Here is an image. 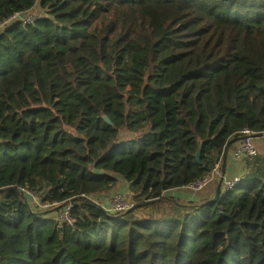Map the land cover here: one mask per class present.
Returning a JSON list of instances; mask_svg holds the SVG:
<instances>
[{"label":"trees","instance_id":"1","mask_svg":"<svg viewBox=\"0 0 264 264\" xmlns=\"http://www.w3.org/2000/svg\"><path fill=\"white\" fill-rule=\"evenodd\" d=\"M246 128L264 0H0V264H264V159L216 199L171 194ZM121 180L133 207L108 214Z\"/></svg>","mask_w":264,"mask_h":264},{"label":"built area","instance_id":"2","mask_svg":"<svg viewBox=\"0 0 264 264\" xmlns=\"http://www.w3.org/2000/svg\"><path fill=\"white\" fill-rule=\"evenodd\" d=\"M37 15L32 13L26 15L24 18L25 23H33L36 20ZM244 136L242 144L233 150L232 156L233 160L239 164V173L233 177L226 178L222 175V160H218L213 164V167L207 171L202 177L196 179L188 186L187 189L198 192L211 183H213L217 178H221V183L224 189L229 190L240 185L248 176L250 172V162L254 161L260 156V152L255 145L254 137L255 134L250 129L246 128L241 131ZM20 193L28 198L32 209L39 210H50L58 206L57 202L43 201L40 194L34 190H31L24 186L18 187ZM72 203H69L58 214V219L64 223H72L71 220V208ZM133 207V202L125 197L122 193L118 192L113 195L106 197L105 210L108 214L115 212H126Z\"/></svg>","mask_w":264,"mask_h":264},{"label":"crops","instance_id":"3","mask_svg":"<svg viewBox=\"0 0 264 264\" xmlns=\"http://www.w3.org/2000/svg\"><path fill=\"white\" fill-rule=\"evenodd\" d=\"M254 142L256 147L258 148L260 152V156L258 158L264 159V134H259L256 137H254ZM242 142H240L239 145H241ZM232 151L228 154L226 159L222 162V175H224L226 178L233 177L236 174L239 173V164L233 160ZM255 164L253 163L250 165V172L249 175L257 173V171L262 168L263 166V160H260ZM256 161V160H255ZM255 164V165H254ZM248 177V176H247ZM221 183V178H217L213 183H211L208 187L205 189L193 192L186 187L177 189L175 191H171V194L177 195L180 198L184 200H197V199H203L205 197H211L216 193L217 187Z\"/></svg>","mask_w":264,"mask_h":264},{"label":"rangeland","instance_id":"4","mask_svg":"<svg viewBox=\"0 0 264 264\" xmlns=\"http://www.w3.org/2000/svg\"><path fill=\"white\" fill-rule=\"evenodd\" d=\"M127 186H128L127 182H125L124 180H121L120 183H119V186H118V189L117 190H121L120 193H122L123 195H125V197L127 199L131 200L132 199L131 193H130V190H129V188Z\"/></svg>","mask_w":264,"mask_h":264},{"label":"water","instance_id":"5","mask_svg":"<svg viewBox=\"0 0 264 264\" xmlns=\"http://www.w3.org/2000/svg\"><path fill=\"white\" fill-rule=\"evenodd\" d=\"M104 119L107 121V122H109L110 123V120H109V118L108 117H106V116H104ZM226 154H227V152H226ZM226 154H225V156H226ZM199 155H200V153H198V157H199ZM226 159V158H225ZM221 185H222V183H220V185L217 187V189H216V193H215V199L219 196V194H220V189H221Z\"/></svg>","mask_w":264,"mask_h":264}]
</instances>
